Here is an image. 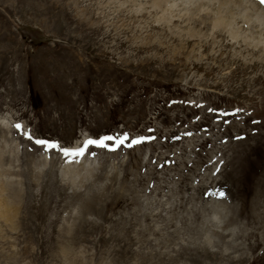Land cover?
Segmentation results:
<instances>
[{
    "label": "rangeland",
    "instance_id": "rangeland-1",
    "mask_svg": "<svg viewBox=\"0 0 264 264\" xmlns=\"http://www.w3.org/2000/svg\"><path fill=\"white\" fill-rule=\"evenodd\" d=\"M152 1L0 0V264H264V3Z\"/></svg>",
    "mask_w": 264,
    "mask_h": 264
},
{
    "label": "bare ground",
    "instance_id": "bare-ground-1",
    "mask_svg": "<svg viewBox=\"0 0 264 264\" xmlns=\"http://www.w3.org/2000/svg\"><path fill=\"white\" fill-rule=\"evenodd\" d=\"M169 0H153L152 1V7H154V8H156V9H159L160 11H162V16H161V19L162 20H165V22H167L166 21V16H168V17H171V15L169 16L168 14H172V9H173V7H175V5H173L172 4V8H166L164 5L168 2ZM198 1H200L201 3L199 4V5H195L196 7H198V9L196 10V12H197V15H199V14H201V13H203V16L204 17H201L202 18V20L204 21L205 19L206 20H210V23H211V25H213L212 27H214V28H223V27H227V26H229V24L227 23L229 20L227 19V17L228 16H225V14H224V12L225 11H223V9H225V10H227L226 8H229L230 6H232L231 8H230V10L233 8V7H240V8H243V6H244V4H243V2H244V0H216V1H218L219 2V7H218V9H217V14H214V16L213 15H211V14H208V13H206L207 11L206 10H203V9H205V4L203 3V2H205L206 0H198ZM211 3H214V0H209ZM165 3V4H164ZM167 5V4H166ZM209 5V4H208ZM262 5V4H261ZM170 6V5H169ZM206 6H207V4H206ZM215 6V5H214ZM255 8H258V9H260L259 7H258V5H253ZM208 7H210V6H208ZM215 8V7H214ZM234 9V8H233ZM203 10V11H202ZM221 10L223 11V13L221 12ZM261 10V9H260ZM263 13H264V11L263 10H261ZM169 12H171V13H169ZM199 12V13H198ZM228 12H231V11H228ZM227 13V12H226ZM194 14H196L195 12H194ZM194 14L193 13H191V11H187L186 12V14L184 13V15H183V17L185 16L186 18H187V20L188 21H191L193 18H194ZM228 15V14H227ZM200 18V17H199ZM184 19V18H183ZM167 20H169L168 18H167ZM172 20V19H171ZM195 20V19H194ZM228 20V21H227ZM207 21V22H208ZM193 22H196L197 23V21L195 20V21H193ZM202 22V21H201ZM203 24H205V23H203ZM228 28V27H227ZM233 33L234 32H232L230 35L233 37V38H237V36L236 35H233ZM234 34H236V33H234ZM194 35V34H193ZM261 44V43H260ZM257 46H259V44H257L256 45V47ZM262 48V47H261ZM0 198H1V195H0Z\"/></svg>",
    "mask_w": 264,
    "mask_h": 264
},
{
    "label": "snow or ice",
    "instance_id": "snow-or-ice-1",
    "mask_svg": "<svg viewBox=\"0 0 264 264\" xmlns=\"http://www.w3.org/2000/svg\"><path fill=\"white\" fill-rule=\"evenodd\" d=\"M261 3H264V0H261ZM17 127H21L20 125H17ZM104 139H107V140H111L113 139L112 137H106ZM140 141H136V143H139ZM36 143L38 144H41V145H47L49 148H56L58 147V145L56 144H50L48 143L47 141H36ZM88 144H98L100 146H103V147H107V145L104 144V140H100V141H96V140H89L87 141ZM119 143H123V141H119ZM64 151V154L67 156V155H83V149L79 150V151H75V152H72L68 149H63ZM221 196L223 195V193L220 194Z\"/></svg>",
    "mask_w": 264,
    "mask_h": 264
}]
</instances>
